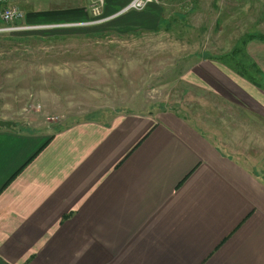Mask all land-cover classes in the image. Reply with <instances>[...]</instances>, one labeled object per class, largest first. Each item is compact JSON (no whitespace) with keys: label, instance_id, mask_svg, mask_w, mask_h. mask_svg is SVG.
I'll return each mask as SVG.
<instances>
[{"label":"crops","instance_id":"obj_1","mask_svg":"<svg viewBox=\"0 0 264 264\" xmlns=\"http://www.w3.org/2000/svg\"><path fill=\"white\" fill-rule=\"evenodd\" d=\"M131 1L105 0L106 28L161 26L156 0L123 11ZM11 2L33 26L93 19L90 0ZM244 47L264 75V41ZM260 78L216 58L183 74L254 120L251 147L264 146ZM161 109L0 127V264H264V172L193 111Z\"/></svg>","mask_w":264,"mask_h":264},{"label":"rangeland","instance_id":"obj_2","mask_svg":"<svg viewBox=\"0 0 264 264\" xmlns=\"http://www.w3.org/2000/svg\"><path fill=\"white\" fill-rule=\"evenodd\" d=\"M156 1L163 16L157 29L121 31L106 28L108 20H89L0 33V120L59 129L123 111H193L220 129L226 152L249 157L264 172V146L251 147L248 116L228 101L191 90L183 79L202 58L261 79L238 40L264 34V0Z\"/></svg>","mask_w":264,"mask_h":264},{"label":"built area","instance_id":"obj_3","mask_svg":"<svg viewBox=\"0 0 264 264\" xmlns=\"http://www.w3.org/2000/svg\"><path fill=\"white\" fill-rule=\"evenodd\" d=\"M155 0H132L131 3L123 10H143L149 3ZM105 0H90V10L93 15L91 23L96 24L107 20L103 17ZM100 18H103L100 20ZM38 28V26L26 23V16L23 10L13 4L11 0H0V33H15Z\"/></svg>","mask_w":264,"mask_h":264},{"label":"trees","instance_id":"obj_4","mask_svg":"<svg viewBox=\"0 0 264 264\" xmlns=\"http://www.w3.org/2000/svg\"><path fill=\"white\" fill-rule=\"evenodd\" d=\"M254 39H261V40L264 41V34L259 33V35H256V34H251V33H249V34L245 35V37H244L243 39H241L240 41L238 40V44L241 45V43H243L244 46H245L249 41L254 40ZM238 44H237V45H238ZM240 47H241V46H240ZM235 50H237V46L234 48V52H235ZM251 67H252V68H251L252 70H255L256 74L260 75L259 77H261V76L264 77L262 71L258 68V66L256 65V63L253 62V64L251 65ZM235 70H236V69H235ZM236 71H237L241 76L247 78L249 81H251L253 84L256 85L255 76H250V77H249V76H247V73H246L245 71H243V72H241L240 70H239V71L236 70ZM257 85H258V84H257Z\"/></svg>","mask_w":264,"mask_h":264},{"label":"water","instance_id":"obj_5","mask_svg":"<svg viewBox=\"0 0 264 264\" xmlns=\"http://www.w3.org/2000/svg\"><path fill=\"white\" fill-rule=\"evenodd\" d=\"M15 124L12 121H8V120H0V127H4V128H12L14 127Z\"/></svg>","mask_w":264,"mask_h":264}]
</instances>
